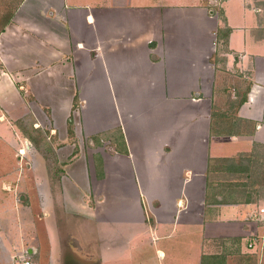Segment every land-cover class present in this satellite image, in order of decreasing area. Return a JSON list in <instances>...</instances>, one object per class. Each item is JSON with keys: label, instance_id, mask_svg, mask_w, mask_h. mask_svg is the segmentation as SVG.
Masks as SVG:
<instances>
[{"label": "crops", "instance_id": "crops-1", "mask_svg": "<svg viewBox=\"0 0 264 264\" xmlns=\"http://www.w3.org/2000/svg\"><path fill=\"white\" fill-rule=\"evenodd\" d=\"M32 1L0 33V133L33 64L104 101L87 134L109 135L133 198L105 193L123 203L102 208V264H264V0Z\"/></svg>", "mask_w": 264, "mask_h": 264}, {"label": "rangeland", "instance_id": "rangeland-1", "mask_svg": "<svg viewBox=\"0 0 264 264\" xmlns=\"http://www.w3.org/2000/svg\"><path fill=\"white\" fill-rule=\"evenodd\" d=\"M25 1L0 0V33L8 19L30 17L28 8L35 4L28 0L24 8ZM6 40L0 53L7 50ZM54 65L19 70L15 97L1 108L7 132L0 133V264H21V258L29 264H102L108 241L102 208L133 198L126 166L112 159L103 165L102 154L112 153L109 135L87 134L111 124L106 109L92 118V105L103 110L104 101L81 97L79 86L66 80L62 87L51 84L58 73ZM38 72L41 79H33ZM57 87L62 90L53 93ZM116 188L129 194L105 196ZM120 221L114 214L112 222Z\"/></svg>", "mask_w": 264, "mask_h": 264}, {"label": "built area", "instance_id": "built-area-1", "mask_svg": "<svg viewBox=\"0 0 264 264\" xmlns=\"http://www.w3.org/2000/svg\"><path fill=\"white\" fill-rule=\"evenodd\" d=\"M261 213H263L264 212V210H261L260 211ZM21 264H29V261H27V260H24L23 258H21Z\"/></svg>", "mask_w": 264, "mask_h": 264}, {"label": "trees", "instance_id": "trees-1", "mask_svg": "<svg viewBox=\"0 0 264 264\" xmlns=\"http://www.w3.org/2000/svg\"><path fill=\"white\" fill-rule=\"evenodd\" d=\"M9 22H10V19H8V21L4 24V26L7 25ZM1 31H2V30H1Z\"/></svg>", "mask_w": 264, "mask_h": 264}]
</instances>
